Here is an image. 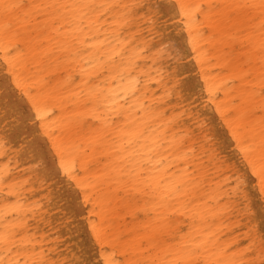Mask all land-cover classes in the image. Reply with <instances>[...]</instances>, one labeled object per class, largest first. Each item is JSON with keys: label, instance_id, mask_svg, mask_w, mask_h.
<instances>
[{"label": "bare ground", "instance_id": "6f19581e", "mask_svg": "<svg viewBox=\"0 0 264 264\" xmlns=\"http://www.w3.org/2000/svg\"><path fill=\"white\" fill-rule=\"evenodd\" d=\"M5 3L0 264H260L261 0Z\"/></svg>", "mask_w": 264, "mask_h": 264}, {"label": "snow or ice", "instance_id": "6c2138e0", "mask_svg": "<svg viewBox=\"0 0 264 264\" xmlns=\"http://www.w3.org/2000/svg\"><path fill=\"white\" fill-rule=\"evenodd\" d=\"M0 7H3V9L5 10V12H8L12 9H16L21 7V5L19 4H0ZM71 7H76V8H83V7H88V5H74ZM209 9L213 7V5H209L208 6ZM244 7H252V8H260L262 14H264V0H261V3L259 5H245ZM7 55V54H6ZM10 62H9V67H10ZM14 75V74H13ZM16 86L17 88L20 87L19 81L16 82ZM37 114L39 115V110H37ZM53 144L55 146V141H53ZM59 149L57 148V151ZM241 151H247L246 148H241ZM65 171L68 172V169L65 167ZM69 179H74V175L71 173H68ZM258 181H259V189L262 193H264V169H261L260 172L258 173ZM87 196V194H86ZM262 244H264V237H262ZM104 264H112L111 261H104ZM260 264H264V253H262L261 255V259H260Z\"/></svg>", "mask_w": 264, "mask_h": 264}]
</instances>
